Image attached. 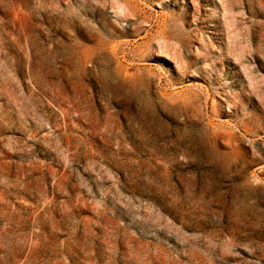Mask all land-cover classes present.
<instances>
[{
	"label": "rangeland",
	"instance_id": "374dc122",
	"mask_svg": "<svg viewBox=\"0 0 264 264\" xmlns=\"http://www.w3.org/2000/svg\"><path fill=\"white\" fill-rule=\"evenodd\" d=\"M0 264H264V0H0Z\"/></svg>",
	"mask_w": 264,
	"mask_h": 264
}]
</instances>
